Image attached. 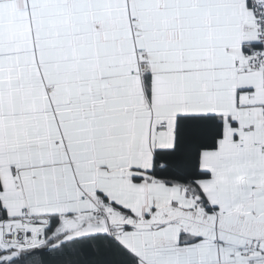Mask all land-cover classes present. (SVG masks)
Returning a JSON list of instances; mask_svg holds the SVG:
<instances>
[{
    "label": "snow or ice",
    "instance_id": "1",
    "mask_svg": "<svg viewBox=\"0 0 264 264\" xmlns=\"http://www.w3.org/2000/svg\"><path fill=\"white\" fill-rule=\"evenodd\" d=\"M0 264H264V0H0Z\"/></svg>",
    "mask_w": 264,
    "mask_h": 264
}]
</instances>
